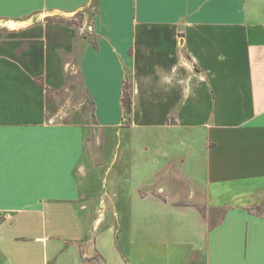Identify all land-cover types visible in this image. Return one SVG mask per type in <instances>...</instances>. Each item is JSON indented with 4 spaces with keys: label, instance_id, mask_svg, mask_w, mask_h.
<instances>
[{
    "label": "crops",
    "instance_id": "crops-1",
    "mask_svg": "<svg viewBox=\"0 0 264 264\" xmlns=\"http://www.w3.org/2000/svg\"><path fill=\"white\" fill-rule=\"evenodd\" d=\"M257 207L264 0H0V264H264Z\"/></svg>",
    "mask_w": 264,
    "mask_h": 264
},
{
    "label": "rangeland",
    "instance_id": "rangeland-1",
    "mask_svg": "<svg viewBox=\"0 0 264 264\" xmlns=\"http://www.w3.org/2000/svg\"><path fill=\"white\" fill-rule=\"evenodd\" d=\"M94 8H95V5L92 4V6L90 8L84 9V10H82V11H80L78 13H75L73 15L55 16L54 17L55 20H53L52 22L57 23L56 20L60 21L61 19H64L65 22H71L72 21L76 25L75 26H71V27L81 28L82 31H85L88 34H91L89 26L91 25L92 15L94 14ZM64 25H66V24H64ZM83 34L85 35L84 32H83ZM78 60L79 59L77 57H76V59H71V58L68 57V61L72 62L73 64H77ZM68 79H69L70 83L72 84V86L74 87V91L76 93L83 91L82 90V80H81V77L78 74V72L69 71L68 72ZM57 98L59 99L60 97H57ZM88 105L90 106V109L87 110L85 115L87 116L86 118L88 120H93L94 117H93V113H92V110H93L92 109V105H90V103H88ZM85 109H87V108L86 107L85 108L84 107L80 108V110H82V111L83 110L85 111ZM86 118L82 119V121L86 120ZM61 119H63L64 121L67 120L66 118H63V117H61ZM123 135H126V134H123ZM199 206L201 207L202 211L207 212V210L205 208V205L201 204ZM250 209H254V208H250Z\"/></svg>",
    "mask_w": 264,
    "mask_h": 264
},
{
    "label": "trees",
    "instance_id": "trees-1",
    "mask_svg": "<svg viewBox=\"0 0 264 264\" xmlns=\"http://www.w3.org/2000/svg\"><path fill=\"white\" fill-rule=\"evenodd\" d=\"M54 18H48V21H53ZM57 23L60 24H66L67 26H75L76 24L71 22H65L64 19H61L60 21H57ZM94 47L97 48V44H94ZM132 83L127 80L124 85V92H123V106L125 108L126 118H129L130 114L132 113V107H133V99H132ZM251 214L264 217V208L263 207H257L254 209L248 210ZM226 211L223 209H210L209 210V218L210 222L213 225H216L221 218H224L226 215ZM98 263L95 264H105V261L103 260H97Z\"/></svg>",
    "mask_w": 264,
    "mask_h": 264
}]
</instances>
